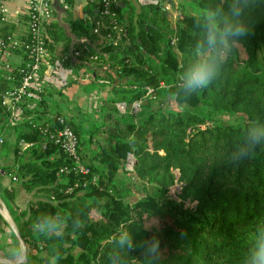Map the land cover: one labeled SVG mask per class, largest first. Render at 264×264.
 <instances>
[{"label":"trees","instance_id":"trees-1","mask_svg":"<svg viewBox=\"0 0 264 264\" xmlns=\"http://www.w3.org/2000/svg\"><path fill=\"white\" fill-rule=\"evenodd\" d=\"M65 1L64 20L81 40L71 43L49 21L46 60L108 80L110 98L97 111L67 118L51 96L60 91L48 88L11 125L13 161L1 166L38 195L17 211L13 193L0 191L26 245L24 264H255L264 248V0H182L171 5L179 10L174 21L162 0L137 11L127 0H112L118 34L99 15V2L88 5L89 19ZM238 19L249 34L222 35ZM3 25L0 36L13 33ZM17 37L28 41L29 32ZM74 50L77 58H63ZM97 50L98 59L88 63ZM14 53L25 58L22 49ZM198 60L213 63L217 75L189 93L183 74ZM22 64L12 66L9 79L0 72V94L18 85ZM137 99L134 117L113 105ZM6 116L0 104V118ZM59 117L77 137L84 174L70 169L69 157L48 137ZM128 153L131 171L123 167ZM149 218L155 223L145 227ZM48 221L57 227H42ZM125 230L132 249L120 244ZM153 235L162 250L157 258L144 255L143 241Z\"/></svg>","mask_w":264,"mask_h":264},{"label":"built area","instance_id":"built-area-1","mask_svg":"<svg viewBox=\"0 0 264 264\" xmlns=\"http://www.w3.org/2000/svg\"><path fill=\"white\" fill-rule=\"evenodd\" d=\"M62 9L67 8L65 0H57ZM100 3L99 15L109 19L111 29L115 33H119L120 27L118 26L114 12L111 10L112 0H96ZM6 0H0V24L7 22V11L5 7ZM157 0H135V4L138 7H147L154 5ZM53 8L51 6V0H27L25 10V29L29 32V40H21L16 34L10 33L5 36H0V57L9 56L14 53L15 50H21L25 54V58H19L21 61L17 65H21L19 68L21 73L20 82L18 85L10 87L4 90L0 94V104L5 108L7 112L6 122L8 125H14L18 123L24 117L25 109H32L35 102L39 99L40 93L43 97L46 95V90L55 89L61 91L70 82L78 81L82 78L89 77L87 72L83 73L84 77L76 75L73 69L66 67L62 64V61L54 60L48 62L46 60V48L43 39V26L52 20ZM98 22H95L97 25ZM42 29V33H41ZM96 31V28H94ZM115 43V41H113ZM79 51L74 50L72 52H65L63 58L75 59L79 56ZM98 50L87 55L86 59L88 63H92L98 59ZM12 66L8 62H3L0 65V69L3 73L8 75L12 69ZM99 83L109 84L106 79H99ZM147 93L150 89H146ZM25 102V104H24ZM114 107L119 114H128L134 117L139 111L141 100H133L128 105L126 113V104L124 102H115ZM65 117H70L64 114ZM48 131L42 129V134H46ZM59 149L69 157L70 169L79 173H86L87 169L81 164L79 155L77 153V137L72 129L65 123L64 117L57 118V125L48 134ZM2 138H0V142ZM135 164L134 157L131 153L126 155L124 161V170L131 171ZM62 171V169L60 170ZM9 176L11 182L16 181L15 176H10L5 173V170L0 166V186L3 183V179ZM178 184V183H177ZM9 185H6L7 190H10Z\"/></svg>","mask_w":264,"mask_h":264},{"label":"crops","instance_id":"crops-1","mask_svg":"<svg viewBox=\"0 0 264 264\" xmlns=\"http://www.w3.org/2000/svg\"><path fill=\"white\" fill-rule=\"evenodd\" d=\"M26 1L27 0H6L5 2L8 19L3 26H6L8 30H11L16 35H19V33L25 30ZM117 1L122 3V0ZM127 1L134 7L136 11L139 9L135 4V0ZM77 2L78 4L76 5L75 3ZM96 2V0H73V12L78 17H86L91 19L92 15L87 13V7L89 4ZM179 3H183V1L162 0L161 2L163 9L167 12H170L169 10L171 9L172 4L176 6ZM51 6L53 8V16L51 21L58 23L62 27L64 32L70 37L71 43L80 41L81 39H77L70 34L68 25L64 20L65 12L69 10V4L67 3V8L64 10L57 0H51ZM172 11H174L178 16L177 9L173 8ZM20 61L21 59L17 53H11L9 56L0 57V65H2L3 62H8L15 66ZM0 72L3 73L1 69ZM83 73L85 72H82L80 77H84ZM99 79L103 78H98L92 81L89 76L78 81H72L60 91L59 94L62 97H59V95L55 93H53L51 96L54 102L58 105L59 109H61L63 113L70 117H75L78 113H92L97 111L102 105H106L110 98V94L108 92L109 84L106 85L99 83ZM0 138H2L0 143L5 144L4 147L0 145V166L9 165L13 161V145L15 143V137L13 129L6 123L4 118H0ZM18 144L21 149H24L27 146V144L23 142H19ZM6 185L11 186L10 190H7ZM1 190H6L7 192L13 193L11 203L17 209V211H24L27 208L29 201L38 197V195L33 192H26L23 190L17 181L11 182L9 176H6L3 179V183L0 186V191ZM12 244L13 240L11 233L3 227L2 222L0 221V255L6 256V249L10 248Z\"/></svg>","mask_w":264,"mask_h":264},{"label":"clouds","instance_id":"clouds-1","mask_svg":"<svg viewBox=\"0 0 264 264\" xmlns=\"http://www.w3.org/2000/svg\"><path fill=\"white\" fill-rule=\"evenodd\" d=\"M241 9L237 8L233 10V16L239 18L241 16ZM232 35L233 37H242L249 34L248 27L245 25L242 19H238L234 25L228 27L222 35ZM214 42V37L209 36V44ZM217 75V70L214 67L213 63H210L208 60H198L195 64L186 70L183 74V86L189 92H196L198 90H203L207 88L213 81L214 77ZM82 226V225H81ZM42 227H47L50 230L55 229L57 226L51 221L46 222ZM121 246H126L128 249L134 247V239L132 235L125 230L121 233L119 237ZM20 241H14L10 248L6 249L7 255L5 260L9 264H19L26 259L24 255V249L21 248ZM144 255L147 257L157 258L162 254L160 247L159 239L153 235L150 239L143 241ZM255 264H264V248H261L258 253V258L255 261Z\"/></svg>","mask_w":264,"mask_h":264},{"label":"water","instance_id":"water-1","mask_svg":"<svg viewBox=\"0 0 264 264\" xmlns=\"http://www.w3.org/2000/svg\"><path fill=\"white\" fill-rule=\"evenodd\" d=\"M75 4L77 5L78 2ZM177 13L179 14V10H177ZM0 219L6 225V227L9 229L11 235L14 238V241H20L21 242L20 246L22 249L25 250L24 255L26 257V245L20 236L16 222L14 221L12 215L9 212V209H8L6 203L3 201L1 196H0ZM4 258H5V256L0 255V264H9V262L6 261ZM25 262H26V259L22 262H19V264H24Z\"/></svg>","mask_w":264,"mask_h":264},{"label":"rangeland","instance_id":"rangeland-1","mask_svg":"<svg viewBox=\"0 0 264 264\" xmlns=\"http://www.w3.org/2000/svg\"><path fill=\"white\" fill-rule=\"evenodd\" d=\"M187 8H188V6H187ZM170 9V8H169ZM173 9H170L169 11H170V14H171V21H174L176 18H177V15L175 14V12L174 11H172ZM89 88H91V87H89ZM89 90V89H88ZM58 95H59V97H62L59 93H58ZM127 110H128V105H126V113H127ZM3 119V118H2ZM0 149H1V146H0ZM178 187V184L177 183H175L172 187H170V189H169V193L171 194V195H173V192H174V190L176 189ZM155 223V220H153V219H151V218H149V219H146V220H144V222H143V225L146 227V226H148V225H152V224H154Z\"/></svg>","mask_w":264,"mask_h":264}]
</instances>
